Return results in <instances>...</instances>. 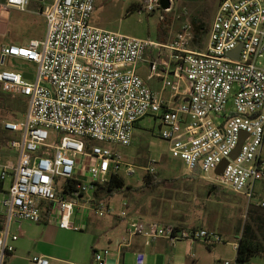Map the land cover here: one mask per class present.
I'll list each match as a JSON object with an SVG mask.
<instances>
[{"label":"built area","instance_id":"2783aa9c","mask_svg":"<svg viewBox=\"0 0 264 264\" xmlns=\"http://www.w3.org/2000/svg\"><path fill=\"white\" fill-rule=\"evenodd\" d=\"M31 1L45 19L43 39L0 48V84L27 99L22 117L2 125L18 137L9 141L17 162L2 165L0 174L4 180L12 171L2 201L7 224L0 231V264L14 250L8 240L17 239L9 235L10 222H40L44 203L47 218L67 230L82 228L71 217L84 199L97 216L110 213L102 201L94 203V192L122 168L134 173L116 147L131 145L134 128L146 116L159 120L160 137L188 172L264 209V200L255 194L256 183L264 180V0H219L202 51L190 48L191 23H184L167 45L98 28L90 22L95 0H5L3 5L23 12ZM159 6L158 0H147L143 10ZM151 47L170 52L173 78L163 81L170 91L167 98L153 92L136 72ZM237 48L236 58L230 53ZM16 59L35 64L31 79L8 68ZM156 69L157 62H151V76ZM242 132L246 135L231 159ZM54 133L63 134L57 143ZM223 160L227 164L216 175ZM127 219L129 237L164 238L171 245L179 240L206 246L222 242L220 235L205 229ZM118 245L126 246L128 240ZM232 247L237 252L238 241ZM32 263L50 264L44 256L33 257ZM92 264L109 263L104 253L94 251ZM135 264H144L142 253ZM218 264L250 262L240 263L235 255Z\"/></svg>","mask_w":264,"mask_h":264},{"label":"rangeland","instance_id":"374dc122","mask_svg":"<svg viewBox=\"0 0 264 264\" xmlns=\"http://www.w3.org/2000/svg\"><path fill=\"white\" fill-rule=\"evenodd\" d=\"M146 1L95 0L90 22L107 31L164 43L178 33L184 23L192 24L196 20L201 27L199 42L193 39L190 48L199 51L206 48L207 31L219 0H170L168 9L163 10L159 6L152 12L143 10ZM3 2L4 0H0V48L8 43L24 45L30 39H43L46 23L38 9L31 8L29 11L21 12L6 8ZM158 2L160 4V0ZM32 65L34 71L36 66L33 63ZM1 68L3 66L0 64V70ZM8 68H12L11 65H8ZM4 93L9 92L0 84V161H5L6 153L11 152L9 141L14 136L2 129L4 121L14 120V113L7 111L2 101ZM23 99L27 102L26 98L23 97ZM22 115L16 114V117L21 118ZM62 136V133H54L52 141L57 143ZM116 148L122 153L124 165L132 166L134 173L129 174L123 168L120 170V175L130 189L115 193L108 199V191L104 185L97 194L105 204L109 205L112 217L117 216L122 219L118 223V228L111 230L108 222H105V218L109 216L98 217L94 212L90 213V221L99 219L105 226V231L100 234V243L106 244L108 239L113 240L118 235L121 237L119 233L125 232L123 218L126 207L123 206V202L126 198L124 194H130L135 198L136 207L141 213L145 211L142 208V201L146 200V219L148 220L182 228L197 225L207 229L215 228L219 230L218 233L222 237V242L213 246L195 242L192 248L189 246L191 242L187 240H179L171 245L169 241L156 239L159 241L155 240L157 250L150 246L146 251V261L149 260L151 264H191L192 261L194 264H215L221 259H234L236 252L232 243L237 242L242 236L245 224L252 225L255 229L257 243L262 247V252L252 256L249 262L264 264V209H257L262 214V221L253 224L248 214L251 206L244 196L221 187H218L215 193L211 183L196 173L188 172L183 162L171 156L169 144L160 137L158 119L152 116L140 119L134 128L131 145ZM148 168L153 169L151 175L156 181V185L151 187L143 185V177L149 173ZM1 171L2 165H0V174ZM9 182L10 177H6L5 188L9 189ZM46 211L44 203L42 219L45 218ZM6 220L7 217H5ZM47 225L44 220L38 223L21 220L19 224L13 219L11 222V234H15L19 239L18 242H21L24 247L27 246V241L29 243L24 255L28 264L32 263L33 257L43 254L42 239L50 228ZM88 231L91 232L90 226ZM67 233L72 237L71 232ZM116 250V247L110 246L107 257ZM123 251L126 256L124 264H133L134 256L131 251L126 248Z\"/></svg>","mask_w":264,"mask_h":264},{"label":"crops","instance_id":"0c3cea01","mask_svg":"<svg viewBox=\"0 0 264 264\" xmlns=\"http://www.w3.org/2000/svg\"><path fill=\"white\" fill-rule=\"evenodd\" d=\"M31 8H34V9L36 8L35 10L38 9L39 11L38 3H36L35 1H31L27 10L29 11L31 10ZM174 36L175 35H173L171 39H169L168 41L164 43H159V44L167 45L173 40ZM8 44H11V43H8ZM160 50H162L163 52L161 53ZM153 61L157 62V69H156V74L151 76L150 65H151V62ZM9 65H11L12 68L21 71V73H27L30 76L33 73V70H32L33 65L31 62H27V61L16 62L12 60L9 63ZM172 69H173V63L170 59V52L168 49L164 47H161V48L151 47V48L146 49L144 52L143 60L139 62L136 66L137 74L140 77H142V79H144L145 83L150 87V89L153 92L160 94L163 98H167L169 96L170 91L169 89H165L163 87V81L164 79H167V78L168 79L173 78ZM2 129H3V126H2ZM3 131L5 130L3 129ZM13 135L14 136L11 139L18 137L17 134H13ZM261 154H262V158H264V147H262ZM16 162H17V152L14 149H11V152L6 153L5 161H0V165L8 164V165L15 166ZM80 174H81V179H83L84 181H87L88 179L87 176L83 173H80ZM6 177H10V182H9V186H10L12 171H9ZM5 179L0 180V231L4 230L7 224V220L5 221L6 210L2 204V201L6 198V195L8 192V188L4 187ZM122 191L120 192L122 193ZM115 193H118V192H115ZM115 193L111 195L109 194L108 199L112 198ZM255 194H256L257 199L264 200V180L256 183ZM124 195H125L124 197L126 198V200H124L123 202V206L126 207V214H125V217L123 218L125 222V229H124L125 232L119 233L120 235H122L121 237L118 235L114 237L113 240L108 239L106 244L100 243L101 242L100 234L105 231V226L102 223V221L99 219H91L90 221V213L93 211L91 210V203L87 202L85 199L82 200V202L75 208L74 214L71 217V221L73 223L81 225L82 228L78 231H75L72 229L67 230V229L59 228L55 221L51 220L50 218H47V214H46L47 212H46L45 218L41 220H44L48 224L47 226L50 228L48 231H46L47 234L45 235V237L43 236V239H42V245H43L42 256L46 257L49 260L50 264H92V256H93L94 251H98V252L103 251V253L106 255V259L108 260L109 264H124L126 260V256L124 254L123 249L126 248L130 250L132 255L134 256L133 264H135L136 256L138 253H142L144 255V264H151L149 260L146 261V251L148 250V248L150 246H153L154 250H157L156 241L162 240L164 242H167L168 240L164 238H160L156 241L150 242L140 236H133V237L128 236L127 234L128 219L127 218L136 217V218H140L147 222L151 220L146 219V200L142 201V208H144L145 211L141 213L138 207H136L135 198H133L130 194H127V195L124 194ZM100 201L102 200L97 195L96 202L94 203L97 204ZM103 203L105 204V202ZM105 206L109 207L108 204H105ZM111 214L107 213V214H104L103 216H98V217L109 216L105 218V222H108L109 229L112 230V229L118 228V225H119L118 223L122 219H120V217H117V216L112 217ZM11 222L8 228L10 236L15 235V234H11ZM17 223L20 224V222H17ZM89 226H90L91 232L88 231ZM20 228L21 227L18 225V229ZM187 229H205V230L216 232L218 235H220L218 233L219 230L215 228L207 229L201 225L188 227ZM67 232H71L72 237H70ZM123 239L128 240V245L119 246L118 242L122 241ZM18 240H19L18 238L14 241H12L11 239L8 240L9 244L13 246L14 250L12 253L8 254L6 262H5L6 264H28V260L26 261V259L24 258V255H25V252H26L25 250L27 246H29V243L27 241V246L24 247V245L21 242H18ZM76 241L78 243H76ZM193 244L194 243L189 244L190 248H192ZM110 246L116 247L117 250L114 253H112L110 257H107L109 255L108 250L110 249ZM31 262L29 261V263ZM218 262L219 260L215 264H218ZM191 264H194V262L192 261Z\"/></svg>","mask_w":264,"mask_h":264},{"label":"trees","instance_id":"16d2710c","mask_svg":"<svg viewBox=\"0 0 264 264\" xmlns=\"http://www.w3.org/2000/svg\"><path fill=\"white\" fill-rule=\"evenodd\" d=\"M192 25L194 30V40L195 42H199V32L201 27L196 20L192 22ZM2 101L7 108V111L12 112V114L14 113L13 121H17L20 119L16 117V114L22 115L26 111L27 102L20 95L13 93H4L2 94ZM143 185L148 187L156 185V181L154 180V177L151 175V173L144 175ZM211 186L216 193L218 191V187L215 185ZM101 187L102 186L97 185V188L94 192L95 196H97ZM106 189L108 191V195H111L124 189H130V187L126 185L121 175L114 174L110 177L108 183L106 184ZM257 209L258 207L251 206V208L248 210L249 217L251 218L253 224L262 221V214L259 213ZM254 230L255 229L252 227V225L245 224L243 234L238 240L236 257L238 262L240 263L249 262L252 256L262 252V247L259 245V243H257V236Z\"/></svg>","mask_w":264,"mask_h":264},{"label":"water","instance_id":"95a60500","mask_svg":"<svg viewBox=\"0 0 264 264\" xmlns=\"http://www.w3.org/2000/svg\"><path fill=\"white\" fill-rule=\"evenodd\" d=\"M160 7L163 9V10H166L170 7V0H160ZM231 56L233 57H236L238 56L239 54V48H237L236 50H234L233 52L230 53ZM22 76L24 78H28V79H31V76L28 75L27 73H22ZM245 133L242 132L239 136L241 138V140L239 141L236 149L233 151V153L231 154L230 158L233 159L235 158V156L238 154L239 152V149H240V146H241V141L243 140V138L245 137ZM227 164V160H223V162H221V164H219V166L217 167V169L215 170V174L216 175H220L222 172H223V169L225 167V165Z\"/></svg>","mask_w":264,"mask_h":264}]
</instances>
